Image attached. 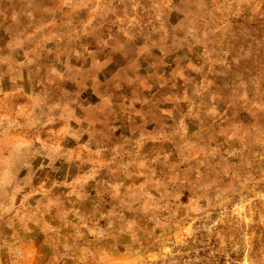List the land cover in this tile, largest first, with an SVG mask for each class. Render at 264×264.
<instances>
[{
    "label": "rangeland",
    "instance_id": "obj_1",
    "mask_svg": "<svg viewBox=\"0 0 264 264\" xmlns=\"http://www.w3.org/2000/svg\"><path fill=\"white\" fill-rule=\"evenodd\" d=\"M0 264H264V0H0Z\"/></svg>",
    "mask_w": 264,
    "mask_h": 264
},
{
    "label": "trees",
    "instance_id": "obj_2",
    "mask_svg": "<svg viewBox=\"0 0 264 264\" xmlns=\"http://www.w3.org/2000/svg\"><path fill=\"white\" fill-rule=\"evenodd\" d=\"M243 21V17H240L238 20H237V23L238 22H242Z\"/></svg>",
    "mask_w": 264,
    "mask_h": 264
}]
</instances>
